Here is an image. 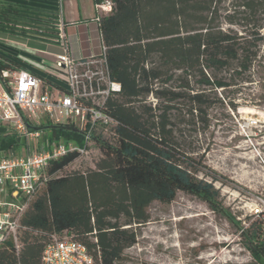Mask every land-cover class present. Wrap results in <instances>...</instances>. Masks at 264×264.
Listing matches in <instances>:
<instances>
[{"label": "trees", "instance_id": "trees-1", "mask_svg": "<svg viewBox=\"0 0 264 264\" xmlns=\"http://www.w3.org/2000/svg\"><path fill=\"white\" fill-rule=\"evenodd\" d=\"M109 1L99 32L109 77L120 91L103 109L116 123L91 138L88 150L100 153L93 168L60 174L80 157L75 152L49 164L45 185L21 218L18 249L1 244L0 264H40L52 237L82 243L96 264H115L136 243L148 207L170 204L178 192L227 219L254 263L264 264V211L247 226L236 221L212 183L198 177L205 168L198 142L178 129H206L212 106L235 110L238 100L253 104L255 87L264 89V0H233L230 10L226 0ZM40 21L21 7L0 6L2 32ZM235 25L241 32L230 27ZM30 64L0 49V76ZM40 128L48 129L49 140L84 146L82 133L69 124L45 122ZM14 143L12 135L0 136V149Z\"/></svg>", "mask_w": 264, "mask_h": 264}, {"label": "built area", "instance_id": "built-area-1", "mask_svg": "<svg viewBox=\"0 0 264 264\" xmlns=\"http://www.w3.org/2000/svg\"><path fill=\"white\" fill-rule=\"evenodd\" d=\"M56 1L57 19L49 31L25 24L14 28L27 40L33 37L56 44L59 51L35 49L39 58L31 61L29 70L8 69L0 76V128H4L0 136L12 135L15 140L8 149H0V245L10 242L15 249L21 218L45 185L49 164L68 153L87 154L94 134H105L116 123L103 108L120 91V85L109 77L99 32V20L110 13L112 4L109 0L95 4L90 21L67 25L61 0ZM82 41L86 49L81 47ZM45 122L73 126L82 133L84 146L49 140L47 131L40 128ZM40 264L96 263L82 243L52 237Z\"/></svg>", "mask_w": 264, "mask_h": 264}, {"label": "rangeland", "instance_id": "rangeland-1", "mask_svg": "<svg viewBox=\"0 0 264 264\" xmlns=\"http://www.w3.org/2000/svg\"><path fill=\"white\" fill-rule=\"evenodd\" d=\"M231 3L223 6L230 10ZM237 19L242 21L240 14ZM230 27L241 32L238 25ZM0 49L8 51L2 44ZM252 92L253 104L238 100L235 110L212 106L206 129L178 126L187 140L198 142L196 154L205 165L198 177L212 183L218 201L242 226L254 211H264V89ZM250 93L245 90L243 97ZM99 157L91 147L60 174L93 168ZM147 211L149 220L136 228V243L115 264H256L241 246L238 229L190 194L178 192L170 204L153 202Z\"/></svg>", "mask_w": 264, "mask_h": 264}, {"label": "crops", "instance_id": "crops-1", "mask_svg": "<svg viewBox=\"0 0 264 264\" xmlns=\"http://www.w3.org/2000/svg\"><path fill=\"white\" fill-rule=\"evenodd\" d=\"M1 5L21 7L29 11L30 14L36 15L41 19L39 23L25 24L33 29H47L49 31V27H53L57 19L58 5L56 0H0ZM94 6L93 0H61L62 19L67 25H78L90 21L95 16ZM72 31L73 29H71ZM46 34L50 35L49 33ZM81 38L84 40V34ZM0 44L7 47L8 51L1 50L4 53L13 55V52L17 51L16 56L20 55L26 61H32L31 59L38 60L39 57L34 55L36 52H33L35 49H48L51 53L59 51L56 44L42 43L33 37L27 40L26 37L15 31H0ZM86 46V43L82 41L81 47L86 49ZM48 59L51 60V58ZM46 63L48 64L49 61H46Z\"/></svg>", "mask_w": 264, "mask_h": 264}]
</instances>
